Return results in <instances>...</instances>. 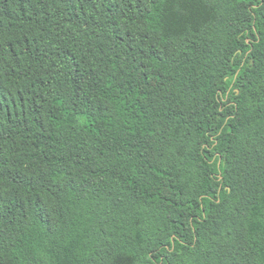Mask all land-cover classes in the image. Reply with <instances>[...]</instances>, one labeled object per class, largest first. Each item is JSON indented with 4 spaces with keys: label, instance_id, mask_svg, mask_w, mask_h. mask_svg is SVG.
<instances>
[{
    "label": "trees",
    "instance_id": "16d2710c",
    "mask_svg": "<svg viewBox=\"0 0 264 264\" xmlns=\"http://www.w3.org/2000/svg\"><path fill=\"white\" fill-rule=\"evenodd\" d=\"M0 264H264V0H0Z\"/></svg>",
    "mask_w": 264,
    "mask_h": 264
}]
</instances>
